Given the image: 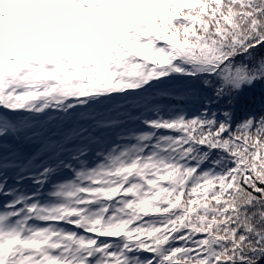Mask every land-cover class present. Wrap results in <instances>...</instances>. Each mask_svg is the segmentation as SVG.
Listing matches in <instances>:
<instances>
[{
	"label": "snow or ice",
	"instance_id": "6c2138e0",
	"mask_svg": "<svg viewBox=\"0 0 264 264\" xmlns=\"http://www.w3.org/2000/svg\"><path fill=\"white\" fill-rule=\"evenodd\" d=\"M0 264H264V0H0Z\"/></svg>",
	"mask_w": 264,
	"mask_h": 264
}]
</instances>
